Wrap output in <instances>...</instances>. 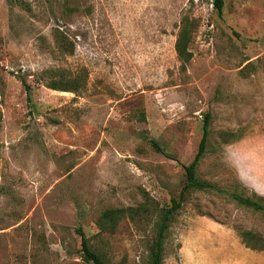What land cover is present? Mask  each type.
Returning <instances> with one entry per match:
<instances>
[{
  "label": "rangeland",
  "instance_id": "rangeland-1",
  "mask_svg": "<svg viewBox=\"0 0 264 264\" xmlns=\"http://www.w3.org/2000/svg\"><path fill=\"white\" fill-rule=\"evenodd\" d=\"M186 14L197 28L183 64L175 44ZM71 76L85 81L78 93L47 86ZM0 112V264H93L78 228L107 264H149L205 113L199 176L264 196V0H226L222 15L212 0H0ZM112 208L127 215L101 230ZM243 230L264 238V213L193 191L164 264H264Z\"/></svg>",
  "mask_w": 264,
  "mask_h": 264
},
{
  "label": "trees",
  "instance_id": "trees-1",
  "mask_svg": "<svg viewBox=\"0 0 264 264\" xmlns=\"http://www.w3.org/2000/svg\"><path fill=\"white\" fill-rule=\"evenodd\" d=\"M225 3L226 0H212V5L219 15L223 14ZM196 28L197 22L194 17H191L188 14L182 17L175 49L179 59L183 62V64H187L193 56L192 52L190 51L189 45ZM56 37L60 48L66 52L71 53L72 47L66 41L64 33L58 30L56 33ZM21 81L26 89L27 98L29 101H31L32 86L27 82L25 78H21ZM47 86L54 90L78 93L85 87V81L76 76L63 77L52 80V82H49ZM211 121V113H205L203 134L198 146V150L190 163L182 164L186 174L185 183L180 190L179 196L177 198H173L171 205L163 208L159 214V220L156 222V234L150 247L149 264H164L165 243L169 228L171 226L173 218L184 205L188 194L193 191L199 190L223 193L229 196L240 206L256 212L264 213V196L259 195L255 192H248L246 187L240 183H236L235 185H232L228 188H223L216 183L205 180L199 176L198 169L210 147ZM235 135V133L228 131L223 132L222 134V136L224 137V142H230L235 138ZM149 141L157 151L165 153L163 147L155 138L149 137ZM169 157L175 159L172 156ZM134 210V208H129L130 213H132ZM127 211L128 210L126 208H112L104 211L99 221L101 230L114 231L121 218L127 215ZM78 231L81 234L82 238V257L87 262H92L93 264H107L102 255L91 246L83 230L81 228H78ZM239 236L242 243L247 248L255 251L264 250V238L262 236L250 230H243L241 233H239Z\"/></svg>",
  "mask_w": 264,
  "mask_h": 264
}]
</instances>
